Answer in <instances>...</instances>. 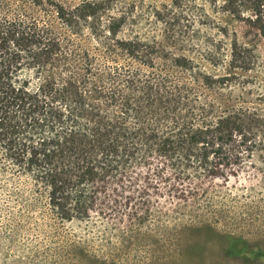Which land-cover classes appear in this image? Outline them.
Returning <instances> with one entry per match:
<instances>
[{"label":"rangeland","instance_id":"1","mask_svg":"<svg viewBox=\"0 0 264 264\" xmlns=\"http://www.w3.org/2000/svg\"><path fill=\"white\" fill-rule=\"evenodd\" d=\"M23 1L0 0V10L39 17L62 43L44 75L75 81L103 116L135 129L124 146L137 154L122 175L110 177L103 215L96 207L90 218L66 221L45 199L11 198L15 185L26 187L25 177L0 188V264H264L262 6L256 0H96L97 13L71 33L52 5ZM136 37L150 44L138 56L118 44ZM234 43L250 48L252 68L231 67ZM177 57L188 63L175 64ZM174 98L183 111L208 108L210 117L247 108L250 134L224 143L216 155L220 143L174 142L160 153L161 144L146 143L143 131L161 125ZM123 99L134 107L126 120ZM205 150L219 174L197 167ZM238 238L247 249L228 255Z\"/></svg>","mask_w":264,"mask_h":264},{"label":"trees","instance_id":"2","mask_svg":"<svg viewBox=\"0 0 264 264\" xmlns=\"http://www.w3.org/2000/svg\"><path fill=\"white\" fill-rule=\"evenodd\" d=\"M27 1L52 5L71 33L81 32L83 22L93 17L100 5L96 0H80L72 7L62 0ZM256 2L264 9V0ZM263 22L259 23L261 30ZM109 33L116 31L109 29ZM118 44L133 56L150 46L139 37L122 39ZM61 50L60 39L39 17L0 10V188L8 190L16 178L25 177L26 187L15 185L10 189V197L23 203L45 199L56 215L67 221L90 218L96 207L99 214H106L103 206L113 183L110 177L122 175L130 166L137 148L124 143L135 138L137 132L124 121L114 122L113 118L103 116L75 81L63 83L44 75ZM249 50L244 45H232L233 69L252 68L253 63L247 58ZM174 60L182 67V63H188L184 57ZM114 96L115 92L111 93V98ZM173 103L172 113L166 115L160 126H146L143 131L146 143L161 144L157 149L160 153L169 152L174 142L220 143L216 155L222 152L224 143L250 134L247 126L251 121H246L251 113L247 108L210 117L208 108L197 111L187 107L183 111L180 98H174ZM122 106V119L126 120L134 109L133 102L123 99ZM209 152L205 150L197 167L219 174L220 167L205 160ZM229 164L226 161L224 166L232 170L234 167ZM137 215L135 211L131 217ZM247 245L243 238L232 240L228 255L239 256Z\"/></svg>","mask_w":264,"mask_h":264}]
</instances>
